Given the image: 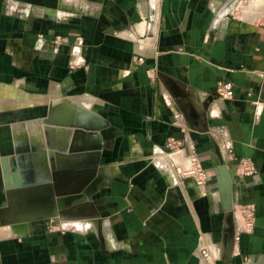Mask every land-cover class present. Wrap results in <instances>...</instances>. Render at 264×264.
Instances as JSON below:
<instances>
[{
	"label": "crops",
	"instance_id": "1",
	"mask_svg": "<svg viewBox=\"0 0 264 264\" xmlns=\"http://www.w3.org/2000/svg\"><path fill=\"white\" fill-rule=\"evenodd\" d=\"M228 147L257 168L233 191L251 231L222 204ZM227 260L264 264V0H0V264Z\"/></svg>",
	"mask_w": 264,
	"mask_h": 264
},
{
	"label": "built area",
	"instance_id": "2",
	"mask_svg": "<svg viewBox=\"0 0 264 264\" xmlns=\"http://www.w3.org/2000/svg\"><path fill=\"white\" fill-rule=\"evenodd\" d=\"M57 40L64 41L61 36L56 37ZM80 56V52L77 47L75 52V60ZM141 60V59H140ZM78 61V59L76 60ZM71 64V68H74L77 62ZM216 93L218 98L221 100H230L234 97V86L233 83L229 81H219L217 85ZM220 109L218 106L210 107L209 116L218 117L220 115ZM169 150L162 151L163 156H171L172 164L171 167L174 168L177 174L181 175L186 179H193L196 186L199 188H204L208 179V170L204 166L200 156L195 152L183 151L178 148V141L175 138H171L168 144ZM178 148V149H177ZM227 152L232 159L230 162H225L228 170L232 174V196L235 189V183L237 180H243L247 177H252L257 174V168L253 160L250 158H236L234 157V152L231 147H228ZM220 173V172H219ZM234 210H238L241 216H238L243 220L245 231H251L255 227V213L251 206L238 204L236 207L235 200ZM238 208V209H237ZM240 240V235H236L234 238L235 242ZM205 257H210L211 250H203Z\"/></svg>",
	"mask_w": 264,
	"mask_h": 264
},
{
	"label": "water",
	"instance_id": "3",
	"mask_svg": "<svg viewBox=\"0 0 264 264\" xmlns=\"http://www.w3.org/2000/svg\"><path fill=\"white\" fill-rule=\"evenodd\" d=\"M218 171L220 172V178H219V181H220V189H221V197H222V204H223V207L226 211V213L228 215L231 216V219L233 221V217H234V202H233V196H232V181L228 180L227 179V184H226V187H222V178L223 177H227V175L229 174L227 171V165L225 164V162L223 160H220L218 163ZM81 192H83L82 189H78V190H73L71 193H64V194H61V196H70L71 197H79L81 195ZM234 248V237H232V239H230L229 243H228V256H230L232 250ZM230 261L227 260V264H229Z\"/></svg>",
	"mask_w": 264,
	"mask_h": 264
},
{
	"label": "bare ground",
	"instance_id": "4",
	"mask_svg": "<svg viewBox=\"0 0 264 264\" xmlns=\"http://www.w3.org/2000/svg\"><path fill=\"white\" fill-rule=\"evenodd\" d=\"M73 107H74V106H73ZM72 110H73V109H72ZM64 112H65V110H64ZM71 113H72V112H71ZM59 116H60V115H59ZM53 117H54V116H53ZM61 117H62V116H61ZM64 120H65V119H64ZM66 120H67V119H66ZM69 121H70V120H69ZM63 122H64V121H63ZM71 122H72V121H71ZM42 136H43V135H42ZM29 142H30V141H29ZM30 145H31V144H30ZM29 154H30V153H29ZM31 156H32V154H31ZM34 156H35V155H34ZM40 157H41V156H40ZM37 158H38V157H37ZM33 159H34V158H33ZM38 160H39V158H38ZM43 160H44V159H43ZM43 160H42V161H43ZM31 163H32V162H31ZM37 163H38V162H37ZM33 165H34V164H33ZM35 165L37 166L36 163H35ZM44 166H45V165H44ZM34 168H35V167H34ZM45 168H46V167H45ZM43 170H44V169H43ZM227 171H229L228 168H227ZM38 172H39V171H38ZM228 173H229V174L227 175V177H223V178H222V179H223V180H222V187H224V188L226 187V184H227L226 181H227V179L230 180V181H232V179H233V178H232V174L230 173V171H229ZM43 174H45V173H43ZM40 175H41V174H40ZM38 178H39V177H38ZM67 225H68V224H67Z\"/></svg>",
	"mask_w": 264,
	"mask_h": 264
}]
</instances>
